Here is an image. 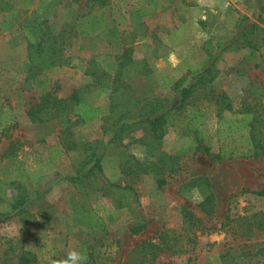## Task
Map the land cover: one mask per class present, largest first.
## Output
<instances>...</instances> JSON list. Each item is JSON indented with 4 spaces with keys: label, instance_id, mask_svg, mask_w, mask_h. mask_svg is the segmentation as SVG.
<instances>
[{
    "label": "rangeland",
    "instance_id": "1",
    "mask_svg": "<svg viewBox=\"0 0 264 264\" xmlns=\"http://www.w3.org/2000/svg\"><path fill=\"white\" fill-rule=\"evenodd\" d=\"M244 108L264 0H0V264H264V154L199 147Z\"/></svg>",
    "mask_w": 264,
    "mask_h": 264
},
{
    "label": "trees",
    "instance_id": "2",
    "mask_svg": "<svg viewBox=\"0 0 264 264\" xmlns=\"http://www.w3.org/2000/svg\"><path fill=\"white\" fill-rule=\"evenodd\" d=\"M207 69L199 71V73H204ZM178 85H175L177 87ZM195 86L183 87L179 89L181 92V101H184L186 96H188L192 91V88ZM56 103L55 105H62L71 100V106L78 104L80 102L76 93H74L70 98L62 99L55 96ZM70 103H67V106ZM156 111H154L155 113ZM218 120L217 125L218 136L221 140V137L224 136L227 142L221 146L218 151H212L215 143L210 142V138L206 137L207 135L202 132V141L199 147H202L207 154H210L212 158L216 159H229L234 156H259L264 154V120L260 119V115L256 114V111H249L247 108L232 110V112L227 115L221 111L217 114ZM162 121H164V115L156 116L152 124V129L157 133L158 128H161ZM1 125V122H0ZM162 136V135H158ZM219 140V141H220ZM61 150H52V153L48 154V157L52 160H56L60 157ZM161 181H164L162 179ZM255 194L264 195V189L260 191H254ZM264 251V248H263Z\"/></svg>",
    "mask_w": 264,
    "mask_h": 264
},
{
    "label": "clouds",
    "instance_id": "3",
    "mask_svg": "<svg viewBox=\"0 0 264 264\" xmlns=\"http://www.w3.org/2000/svg\"><path fill=\"white\" fill-rule=\"evenodd\" d=\"M86 260L87 256L82 250L72 249L64 259L59 262L53 261L52 264H85Z\"/></svg>",
    "mask_w": 264,
    "mask_h": 264
}]
</instances>
